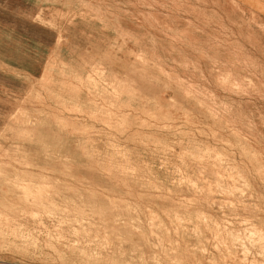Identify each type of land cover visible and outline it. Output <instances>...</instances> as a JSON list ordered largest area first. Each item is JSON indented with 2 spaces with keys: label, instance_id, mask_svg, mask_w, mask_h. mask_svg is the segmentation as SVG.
<instances>
[{
  "label": "rangeland",
  "instance_id": "obj_1",
  "mask_svg": "<svg viewBox=\"0 0 264 264\" xmlns=\"http://www.w3.org/2000/svg\"><path fill=\"white\" fill-rule=\"evenodd\" d=\"M83 104L117 113L107 125L124 135L138 132L136 152L128 141L123 154L115 143L107 153L90 143L69 152L47 120L82 114ZM179 123L189 150H203L197 161L220 172L204 177L222 196H248L245 177L264 188V0H0V264H185L202 255L201 233L179 214L186 203L171 204L151 181V167L183 160L170 143L147 142V130L178 132ZM237 167L247 175L228 173ZM160 177L181 185L196 176ZM32 183L51 195L26 196ZM260 232L227 231L245 264L255 247L264 258Z\"/></svg>",
  "mask_w": 264,
  "mask_h": 264
},
{
  "label": "crops",
  "instance_id": "obj_2",
  "mask_svg": "<svg viewBox=\"0 0 264 264\" xmlns=\"http://www.w3.org/2000/svg\"><path fill=\"white\" fill-rule=\"evenodd\" d=\"M83 105L87 107L81 108V110L85 111V114H67L65 119L62 120L52 119V122L47 120L51 128L58 127L57 131L52 130V133H57L59 137L60 135L63 137L69 152L76 151L77 143L84 144L85 148H87V145L90 143V149L92 151L107 153L110 151L105 148L106 144L115 143V147L120 148V153H122L124 141L131 143V145L127 146V151L130 155L136 152L139 148L138 143L140 142L139 138H135L140 135L138 132L124 135L121 125H112L114 126V130L112 126L107 125L109 121H112L111 119H115L116 121L119 119L117 113L114 114L115 118L109 119L105 114H98L97 112L92 113L96 110L98 111V109L91 110V104ZM183 107L185 106L183 105ZM150 123H152V121ZM178 126L180 128L178 132H172V129L170 131H157L154 126H152L147 130L146 136L147 142L149 143H170L171 146L174 147L176 157L183 160L179 162L178 167L158 166L151 167L150 169L153 177L151 181L154 182V186H159V190H164V196L171 201V204L177 201L182 204L186 203V205H182L183 209L180 210L181 213L179 212L180 216L183 214L182 216L186 218L181 216L188 224H186L185 229H187V231L197 230L202 235L205 252L200 256L196 255L195 258L188 255L185 258V264H245L243 262L242 248L238 244L234 247L232 246L233 239L227 236V231L235 233L236 238L238 236L242 237L241 232L252 224L264 234V188H256L255 185L245 177L247 180L245 185L249 188L248 196L247 193L241 194L239 192H235L231 196H222L218 189V181L204 177V175L219 174L220 172L213 167H204L202 162L197 161L204 157L203 150H189V135L186 132V124L179 123ZM195 141L198 143L197 136L195 137ZM176 144H178V146ZM80 148L81 145L79 146V149ZM114 152L118 153L117 150H114L113 153ZM148 153L153 159L156 158V146H148ZM116 156H118V154H116ZM68 157L72 158L76 157V155H68ZM191 159H196L195 165L192 163L189 165L187 160ZM243 169L237 167L236 170L228 173L246 176L247 172ZM176 170H178L181 175L196 177L191 178L189 182L181 185H176L174 182L170 184V180L172 181L173 178L160 177L161 175L171 176L176 173ZM175 181L177 180L175 179ZM193 185L195 188H192ZM225 186L233 189H227L228 191H235L238 190L236 187H242L241 184L230 183H227ZM148 196L149 198L156 199V193L149 192ZM158 196L162 198L161 195ZM221 203H226L228 205L219 206ZM195 224L197 227H194ZM194 240L197 246V239L191 234H187V245L189 247L194 246ZM218 244H222L224 248L221 247L217 250L216 247ZM258 250L257 247L252 249L255 255L253 256L254 262L251 264H264V258L256 257ZM260 252L264 254V249H260ZM249 259L250 258H248V263L251 261V259ZM256 261L257 263H255Z\"/></svg>",
  "mask_w": 264,
  "mask_h": 264
},
{
  "label": "bare ground",
  "instance_id": "obj_3",
  "mask_svg": "<svg viewBox=\"0 0 264 264\" xmlns=\"http://www.w3.org/2000/svg\"><path fill=\"white\" fill-rule=\"evenodd\" d=\"M104 78V77H103ZM43 79V78H42ZM101 79H102V77H101ZM101 85V84H100ZM109 92V91H108ZM111 94V93H110ZM128 100V99H127ZM111 104V103H110ZM208 112V111H207ZM113 148V147H112ZM111 148V149H112ZM114 149V148H113ZM123 154V153H122ZM123 157H124V155H123ZM112 161V160H111ZM110 161V162H111ZM114 163V162H113ZM126 163V162H125ZM121 165V164H120ZM114 166V165H113ZM121 167V166H120ZM124 168H126L125 166H124ZM127 168H129V167H127ZM121 170V169H120ZM126 170V169H125ZM129 171V170H128ZM125 172V171H124ZM126 173V172H125ZM133 174H134V172H132ZM129 174V173H128ZM132 174V175H133ZM238 175H240V174H238ZM182 177V176H181ZM179 179V178H178ZM185 179V178H184ZM183 179V180H184ZM224 179H226V178H224ZM232 179V178H231ZM187 180V179H186ZM189 180V179H188ZM227 180V179H226ZM244 180V179H243ZM143 181V180H142ZM181 181V180H180ZM235 181H236V179H235ZM148 183V182H147ZM192 183V182H191ZM46 184V183H45ZM40 185V184H39ZM195 185V184H194ZM48 185H46V187H47ZM246 187H247V185H246ZM238 187H236V189H237ZM23 189L26 191V193H25V195L26 196H29V197H31V199H37V200H41L44 196H46V195H51L50 194V192H46L45 191V195L43 194L44 192H43V190L41 189V187H38L35 183H32L31 185H26V186H24L23 187ZM229 189V188H228ZM230 190V189H229ZM28 198V197H27ZM42 203V202H41ZM174 212V211H173ZM177 212L178 211H176V214H177ZM180 212V211H179ZM181 213V212H180ZM175 214V213H174ZM183 215V214H182ZM181 215V216H182ZM182 217H184V216H182ZM181 217V218H182ZM185 218V217H184ZM186 219V218H185ZM179 221V220H178ZM190 221V220H189ZM180 222H182L181 220H180ZM185 223V222H184ZM187 223V222H186ZM197 224V223H196ZM196 224L194 225V227L196 226ZM186 225V224H185ZM188 225V224H187ZM189 227V226H188ZM187 227V228H188ZM191 227V226H190ZM197 227V226H196ZM192 228V227H191ZM197 229V228H196ZM217 229V228H216ZM198 230H199V228H198ZM220 230V229H219ZM223 232V231H222ZM252 232V231H251ZM261 233V232H260ZM253 234V233H252ZM260 237V236H259Z\"/></svg>",
  "mask_w": 264,
  "mask_h": 264
}]
</instances>
